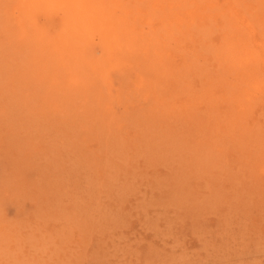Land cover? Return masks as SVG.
<instances>
[{
	"label": "rangeland",
	"instance_id": "1",
	"mask_svg": "<svg viewBox=\"0 0 264 264\" xmlns=\"http://www.w3.org/2000/svg\"><path fill=\"white\" fill-rule=\"evenodd\" d=\"M257 1L0 0V264H264V105L216 55Z\"/></svg>",
	"mask_w": 264,
	"mask_h": 264
},
{
	"label": "bare ground",
	"instance_id": "2",
	"mask_svg": "<svg viewBox=\"0 0 264 264\" xmlns=\"http://www.w3.org/2000/svg\"><path fill=\"white\" fill-rule=\"evenodd\" d=\"M255 3H256V5H258V9L257 8H255V9H257L259 12L264 13V0H258ZM249 7H251V6H249ZM244 10H245V7H244ZM254 18L255 17H253L252 19H254ZM230 21L237 22L236 18H232V20H230ZM230 21H228V22H230ZM255 21L256 20H254V22ZM245 22L246 21L244 20V18L243 19L240 18L239 24L229 25L226 22L224 23L223 19L221 20V22H220L221 25H219V26L221 27V29H223L222 31L225 33V36H227L226 30H225V27H227V26L231 30H236V32H235V35L231 36V40L228 41V39H227L226 44H225V42L223 43L222 47H220L221 49L218 51L219 53L216 54L220 57L222 56L223 59H225L228 64L230 63L232 66H234L232 69H230L233 71V74L231 73L230 77H233L234 79L232 81H230L229 84H227L228 85L227 86L228 92L224 91L221 98L222 99L225 98V100L229 101L228 103L230 104V107H231L229 110V116L231 117L234 114L232 117L239 116L237 119H240V120L242 119L243 115H245V116L248 115V113L252 107H255V106L256 107L257 106L263 107V105H264V69H263V67H264V35H262V36L260 35L257 38V36H255V34H253V31H252V30H254V28L251 30ZM208 28H207V30H208ZM27 32H28V30L26 31V34H27ZM201 32H203V31L201 30ZM227 32L230 35L231 32H229V31H227ZM196 34H197V32H196ZM189 38H190V36H189ZM224 41H225V38H224ZM180 42H182V41H180ZM218 56H216V57H218ZM186 65H187V63H186ZM201 65H202V63H201ZM180 84H182V83H180ZM237 112L238 113L240 112V113L237 114ZM0 121H2V120H0ZM258 130H259V128H258ZM205 151H207V150H205ZM210 160H211V158H210ZM209 166H210V164H209Z\"/></svg>",
	"mask_w": 264,
	"mask_h": 264
}]
</instances>
